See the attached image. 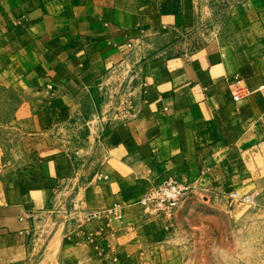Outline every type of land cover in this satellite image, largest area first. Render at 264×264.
Returning <instances> with one entry per match:
<instances>
[{"label": "crops", "instance_id": "crops-1", "mask_svg": "<svg viewBox=\"0 0 264 264\" xmlns=\"http://www.w3.org/2000/svg\"><path fill=\"white\" fill-rule=\"evenodd\" d=\"M241 85L252 92L235 101ZM262 85L264 0H1L0 99L17 102L18 144L45 147L0 179V264L32 262L37 219L63 197L90 218L117 205L119 225L84 223L60 264H160L188 206L153 219L137 200L206 168L248 187Z\"/></svg>", "mask_w": 264, "mask_h": 264}, {"label": "rangeland", "instance_id": "rangeland-1", "mask_svg": "<svg viewBox=\"0 0 264 264\" xmlns=\"http://www.w3.org/2000/svg\"><path fill=\"white\" fill-rule=\"evenodd\" d=\"M214 1H218L219 10L227 12L236 0ZM8 95L6 93L5 97ZM16 104L12 99H0V179L30 166L38 148L45 147L44 144H34L33 136L29 135L26 138L21 136V144H18V134L9 125L12 121L10 112ZM241 157L253 177L248 187L226 190L225 183L234 178L226 176L221 168L218 171L206 168L199 178L188 182L192 187L180 200L173 215L182 204L188 208L180 211L178 224L169 228L164 261L160 264H264V150H249L241 153ZM252 189L259 191L253 204L233 202L229 197L233 190L245 192ZM61 202L63 209L60 211L52 208L38 217L30 264H60L63 255L70 253L64 247L70 237L79 231L78 236L83 238L81 228L84 223L97 220L100 225L108 222L119 225L116 215L102 213L90 218V215H84L78 202L70 205L66 197ZM143 209L151 217L146 208ZM159 218L168 217L153 216V219Z\"/></svg>", "mask_w": 264, "mask_h": 264}, {"label": "built area", "instance_id": "built-area-1", "mask_svg": "<svg viewBox=\"0 0 264 264\" xmlns=\"http://www.w3.org/2000/svg\"><path fill=\"white\" fill-rule=\"evenodd\" d=\"M1 4V0H0ZM51 87V85H50ZM264 93V85L258 88ZM251 90L245 86H237L232 90L233 99L235 101L241 100L251 94ZM108 176L102 172L96 175L97 180H105ZM191 183H185L175 177H167L158 184L152 186L145 191L137 200V202L146 208L147 213L151 217L164 216L170 217L176 210L178 203L184 198L186 193L191 189ZM259 196V191L256 189L241 192L240 190H233L230 192L229 197L233 202H243L253 204ZM119 206L107 210L104 213L117 214Z\"/></svg>", "mask_w": 264, "mask_h": 264}]
</instances>
